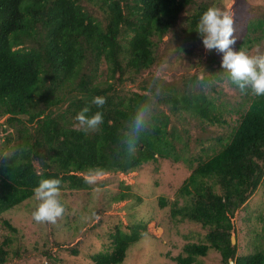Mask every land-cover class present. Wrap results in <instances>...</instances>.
<instances>
[{"label": "trees", "instance_id": "trees-1", "mask_svg": "<svg viewBox=\"0 0 264 264\" xmlns=\"http://www.w3.org/2000/svg\"><path fill=\"white\" fill-rule=\"evenodd\" d=\"M196 1L0 0V117H5L0 127L14 129L6 136L16 142L12 152L0 154V213L30 198L44 178L59 177L61 190L83 189L90 186L86 177L91 173H127L158 159H171L192 168L179 188L183 202L175 199L171 213L207 228L209 242L186 243L175 264H195V256L211 248L220 253L223 264L230 259L234 264H264V243L254 238L252 252L236 255L230 236L235 212L264 177V96L244 92L248 105L239 112L229 139L202 159L190 153L187 131L174 124L186 116L206 131L226 123L215 96L206 89L217 92L210 77H228L226 71H208L201 79L186 75L166 89L153 77L140 85L143 92L124 83L155 63L154 37L162 39L179 14ZM206 8L199 7L190 16L184 38L196 34V21ZM263 36L264 19L251 21L236 47L249 49ZM212 62L218 59L206 56L202 65ZM95 95L106 98L99 109L91 103ZM149 97L152 124L129 150L131 116ZM85 105L90 107L88 115L103 112V123L96 130H80L75 117ZM197 141L205 150V141L194 138ZM193 161L197 162L192 167ZM159 203L165 204L164 197ZM258 217L264 223V216ZM3 223L16 230L9 221ZM113 230L110 250L92 254L93 264H121L128 247L147 233L143 220L127 231L119 225ZM10 242L0 241V264L11 254Z\"/></svg>", "mask_w": 264, "mask_h": 264}, {"label": "rangeland", "instance_id": "rangeland-1", "mask_svg": "<svg viewBox=\"0 0 264 264\" xmlns=\"http://www.w3.org/2000/svg\"><path fill=\"white\" fill-rule=\"evenodd\" d=\"M213 5L233 16L236 41L247 23L264 19V0H197L196 4L179 14L169 33L162 39L154 37L155 63L134 80H124L127 87L143 92L140 85L143 82L149 84L156 77V81H161L166 89L174 82L179 83L186 75L195 74L197 79H201L203 73L208 71L224 72L220 67L221 54L215 49L206 50L197 33L190 39L183 37L184 30L191 26L189 18L194 11ZM256 34H260V30ZM236 43L232 46L236 50H244L249 55L264 54V36L259 37L249 49L237 48ZM206 56H214L218 62H212L209 67L203 66ZM101 68H104L103 64ZM221 76L222 79L213 75L210 77L217 92H213L209 86L205 88L215 96L219 113L226 123L212 125L206 131L200 128L195 118L186 116L180 119L182 122L174 124L178 129L187 131L185 135L190 137V153L200 155L202 159L211 156L227 142L239 121V112L248 105L246 94L224 74ZM4 120L5 117H0V123ZM14 131L8 126L6 130L0 127L1 155L16 148L15 139L7 140L6 136ZM196 137L205 141V150L199 148L198 141L194 142ZM196 162L193 161L192 167ZM35 167L39 169L36 161ZM191 169L181 161L158 159L127 173H91L95 179L89 187H66L60 191L59 199L65 211L55 223L33 220L31 214L38 201L32 195L0 213V241L5 238L11 240V254L4 264H93L92 254L110 250L109 234L115 226L119 225L123 231H127L129 225L137 220L146 223L147 233L128 247L121 264H175L174 258L182 253L186 243H209L207 228L171 213L175 199L179 204L183 202L179 188ZM120 193L124 194L123 198L119 196ZM160 197H164L163 206L159 203ZM259 215L264 216V177L232 218L233 231L230 236L236 246V255L252 252L251 242L254 238L264 243V223ZM4 219L16 230L6 227ZM13 250L18 253L14 254ZM194 263L223 264L220 253L213 248L205 255H196Z\"/></svg>", "mask_w": 264, "mask_h": 264}, {"label": "clouds", "instance_id": "clouds-1", "mask_svg": "<svg viewBox=\"0 0 264 264\" xmlns=\"http://www.w3.org/2000/svg\"><path fill=\"white\" fill-rule=\"evenodd\" d=\"M233 23V16L228 11L213 5L199 15L194 30L201 38L206 50L215 49L221 54V69L227 72L230 81L241 92H250L257 97L264 96V54L249 55L244 50L234 49L232 46L236 42V37L233 35ZM152 99L149 97L138 104L131 116L126 141L129 150H134L137 137L152 124ZM105 102L106 98L102 95H95L91 100L98 109ZM89 112L90 107L85 105L76 114L75 118L81 131L96 130L103 123L102 111L97 110L88 115ZM94 179L95 175L86 177L88 182ZM61 183L59 177H49L42 179L34 187L33 196L38 203L31 214L33 220L55 223L57 218L63 215L65 206L59 199Z\"/></svg>", "mask_w": 264, "mask_h": 264}, {"label": "water", "instance_id": "water-1", "mask_svg": "<svg viewBox=\"0 0 264 264\" xmlns=\"http://www.w3.org/2000/svg\"><path fill=\"white\" fill-rule=\"evenodd\" d=\"M231 242L233 243L232 236H231ZM229 262H230L231 264H233V261H232L231 259L229 260Z\"/></svg>", "mask_w": 264, "mask_h": 264}]
</instances>
